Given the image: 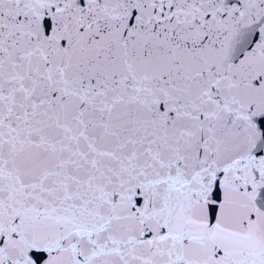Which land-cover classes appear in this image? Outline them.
I'll use <instances>...</instances> for the list:
<instances>
[{
	"label": "snow or ice",
	"instance_id": "1",
	"mask_svg": "<svg viewBox=\"0 0 264 264\" xmlns=\"http://www.w3.org/2000/svg\"><path fill=\"white\" fill-rule=\"evenodd\" d=\"M0 264H264V0H0Z\"/></svg>",
	"mask_w": 264,
	"mask_h": 264
}]
</instances>
